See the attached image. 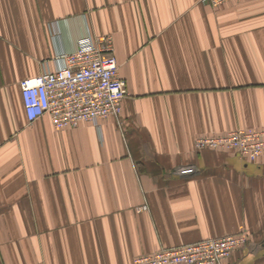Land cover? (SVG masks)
<instances>
[{
	"label": "crops",
	"instance_id": "crops-1",
	"mask_svg": "<svg viewBox=\"0 0 264 264\" xmlns=\"http://www.w3.org/2000/svg\"><path fill=\"white\" fill-rule=\"evenodd\" d=\"M88 35L113 36L121 116L29 123L22 80ZM236 130L264 132V0H0V264H134L243 234L226 264H264V161L196 148Z\"/></svg>",
	"mask_w": 264,
	"mask_h": 264
},
{
	"label": "built area",
	"instance_id": "built-area-1",
	"mask_svg": "<svg viewBox=\"0 0 264 264\" xmlns=\"http://www.w3.org/2000/svg\"><path fill=\"white\" fill-rule=\"evenodd\" d=\"M228 1L203 0L213 8ZM114 49L113 36L88 35L78 41L75 51L58 57L61 65L57 69L47 68L34 79L22 80L20 86L29 123L48 116L56 130H66L120 117L129 92L125 80L119 77ZM196 148L236 153L250 162L264 161V132L236 130L219 137H202L196 141ZM248 241L244 234L206 239L160 249L137 257L134 264H226Z\"/></svg>",
	"mask_w": 264,
	"mask_h": 264
}]
</instances>
